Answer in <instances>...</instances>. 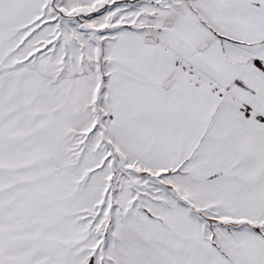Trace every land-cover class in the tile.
Masks as SVG:
<instances>
[{
	"label": "snow or ice",
	"instance_id": "6c2138e0",
	"mask_svg": "<svg viewBox=\"0 0 264 264\" xmlns=\"http://www.w3.org/2000/svg\"><path fill=\"white\" fill-rule=\"evenodd\" d=\"M0 264H264V0H0Z\"/></svg>",
	"mask_w": 264,
	"mask_h": 264
}]
</instances>
